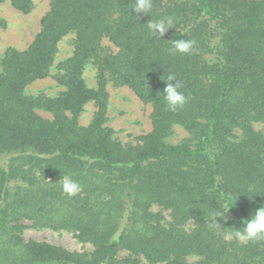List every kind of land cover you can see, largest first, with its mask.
<instances>
[{
    "label": "trees",
    "instance_id": "1",
    "mask_svg": "<svg viewBox=\"0 0 264 264\" xmlns=\"http://www.w3.org/2000/svg\"><path fill=\"white\" fill-rule=\"evenodd\" d=\"M135 2L51 0L29 47L1 57L0 264H264V239L229 235L264 204V131L255 128L264 124V0H152L141 19ZM4 3L35 8V0ZM166 18L173 28L153 37L148 20ZM71 35L73 54L57 63ZM177 39L195 43L173 53ZM54 71L64 91L27 94ZM169 73L188 97L176 111L157 94ZM110 83L153 108L138 144H123L107 125ZM90 103L97 111L82 126ZM178 128L188 136L175 143ZM62 175L79 182L78 195L62 191ZM225 205L229 219L210 229ZM28 227L72 232L93 252L26 240Z\"/></svg>",
    "mask_w": 264,
    "mask_h": 264
},
{
    "label": "rangeland",
    "instance_id": "2",
    "mask_svg": "<svg viewBox=\"0 0 264 264\" xmlns=\"http://www.w3.org/2000/svg\"><path fill=\"white\" fill-rule=\"evenodd\" d=\"M51 0H35V8L29 14H24L16 10L10 3L0 4V16L7 21L6 28H0V59L7 48L13 47L18 50H25L33 42L35 36L41 31V19L48 12ZM104 45L113 52L118 49L108 40ZM74 51V36H68L60 44V52L57 63L72 56ZM97 69L90 65L85 78L92 87L97 85ZM56 71L43 80H39L30 85L26 92L30 96H45L54 98L58 96L63 87L56 80ZM110 96V106L108 112L107 125L113 129L115 137L123 144H138L141 137L152 130V111L150 104L144 103L131 89L127 87H116L110 83L107 87ZM97 111V105L90 103L82 114L80 124L88 126L93 120ZM39 115L45 119H52V114L38 110ZM255 128L258 131H264V124L257 123ZM188 134L182 129H176L175 139L178 142L187 137ZM159 210L158 208L156 209ZM165 215L169 217L168 212ZM29 224V223H28ZM26 240H35L45 242L51 245L61 246L70 251L81 253H92L93 247L79 240L72 232L53 231L50 229H34L28 227L24 232ZM197 261V258H190V262ZM142 264H153L142 260ZM165 264V263H160Z\"/></svg>",
    "mask_w": 264,
    "mask_h": 264
},
{
    "label": "clouds",
    "instance_id": "3",
    "mask_svg": "<svg viewBox=\"0 0 264 264\" xmlns=\"http://www.w3.org/2000/svg\"><path fill=\"white\" fill-rule=\"evenodd\" d=\"M152 8V0H136L131 10L135 12L134 16L141 19V14L149 16ZM173 20L171 18L162 19L159 21L147 22V26L151 31L153 37L162 38L165 33L173 28ZM194 41L177 39L172 41L171 51L173 53H188L192 47ZM165 87L162 92L157 94L163 95V100L169 111H176L187 103L188 97L181 91L182 83L177 79L174 73H169L165 80ZM62 191L69 197H75L81 192V185L69 175H62L59 180ZM232 207L224 206L223 211L213 212L209 217L208 227L210 229L219 228L221 223L217 218H221L224 221L229 219L227 213ZM242 226L234 233H230V236L246 241L256 242L264 239V204L258 207L248 219L243 220Z\"/></svg>",
    "mask_w": 264,
    "mask_h": 264
}]
</instances>
